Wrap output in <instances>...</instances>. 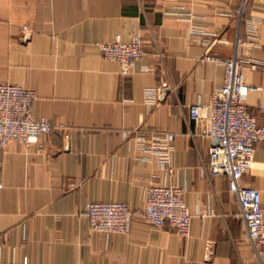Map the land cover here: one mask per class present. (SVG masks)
I'll list each match as a JSON object with an SVG mask.
<instances>
[{
  "label": "crops",
  "instance_id": "1",
  "mask_svg": "<svg viewBox=\"0 0 264 264\" xmlns=\"http://www.w3.org/2000/svg\"><path fill=\"white\" fill-rule=\"evenodd\" d=\"M242 2L0 0V82L34 90V116L53 124L36 143L0 148V264H264L229 176L205 170V122L188 114L223 77L204 57L240 58L261 65L242 77L264 125V0ZM134 31L142 55L124 75L94 46ZM151 184L184 189L188 236L144 222ZM239 185L258 189L264 209V139ZM99 201L131 206L126 233L91 230L84 208Z\"/></svg>",
  "mask_w": 264,
  "mask_h": 264
},
{
  "label": "built area",
  "instance_id": "2",
  "mask_svg": "<svg viewBox=\"0 0 264 264\" xmlns=\"http://www.w3.org/2000/svg\"><path fill=\"white\" fill-rule=\"evenodd\" d=\"M246 3L243 0L242 6ZM100 56L119 65L124 75L132 72L135 62L142 55V40L134 31L129 39L121 35L112 41L100 42L94 46ZM205 60L215 61L223 67V77L210 96L207 104L200 101L188 109L189 118L205 122V132L214 140L207 155L205 170L209 176L227 174L228 189L237 196L239 211L236 217L243 221L248 242L258 258L264 257V209L261 207V193L253 187L239 185V180L252 167L255 144L264 139V125L248 109V93L257 88L243 81L242 70L249 66L259 68L260 64L240 58H215L209 55ZM168 85L162 82L163 90ZM159 93V99L164 93ZM34 90L18 84L0 82V148L10 143L32 144L40 136H47L53 124L44 118L34 116ZM260 113L264 109H259ZM167 133L165 140L170 141ZM184 189L176 184H151L143 195L141 211L144 222L153 228L171 227L182 237L190 233L192 214L184 198ZM92 231L103 234H123L130 227L133 218L131 206L120 201L87 202L84 208ZM205 217L213 212H200Z\"/></svg>",
  "mask_w": 264,
  "mask_h": 264
}]
</instances>
